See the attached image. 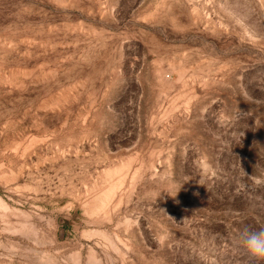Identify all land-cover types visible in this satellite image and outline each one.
Wrapping results in <instances>:
<instances>
[{"label": "rangeland", "instance_id": "rangeland-1", "mask_svg": "<svg viewBox=\"0 0 264 264\" xmlns=\"http://www.w3.org/2000/svg\"><path fill=\"white\" fill-rule=\"evenodd\" d=\"M264 0H0V264H264Z\"/></svg>", "mask_w": 264, "mask_h": 264}, {"label": "clouds", "instance_id": "clouds-1", "mask_svg": "<svg viewBox=\"0 0 264 264\" xmlns=\"http://www.w3.org/2000/svg\"><path fill=\"white\" fill-rule=\"evenodd\" d=\"M241 244L250 257L264 261V227L243 232Z\"/></svg>", "mask_w": 264, "mask_h": 264}]
</instances>
